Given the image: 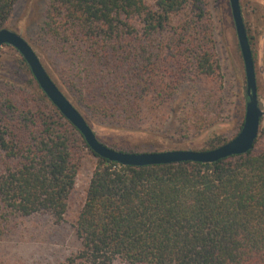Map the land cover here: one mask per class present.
<instances>
[{
	"label": "trees",
	"instance_id": "obj_1",
	"mask_svg": "<svg viewBox=\"0 0 264 264\" xmlns=\"http://www.w3.org/2000/svg\"><path fill=\"white\" fill-rule=\"evenodd\" d=\"M18 2L0 0V30ZM205 9L202 0H49L42 31L69 59L96 62L95 102L82 98L120 123L142 108L164 49L190 57L198 75L218 70ZM38 89L0 79L2 221L45 214L60 223L88 153L96 162L72 225L78 247L63 264H264L257 139L247 153L211 164L122 166L95 155Z\"/></svg>",
	"mask_w": 264,
	"mask_h": 264
},
{
	"label": "rangeland",
	"instance_id": "obj_2",
	"mask_svg": "<svg viewBox=\"0 0 264 264\" xmlns=\"http://www.w3.org/2000/svg\"><path fill=\"white\" fill-rule=\"evenodd\" d=\"M48 2L19 0L4 28L29 44L49 77L102 144L132 153L206 151L238 134L245 114L246 83L228 0H202L212 27L218 70L211 76L198 75L190 57L168 54L164 49L149 73L151 85L144 93L142 108L133 117L121 118L120 123L88 109L84 99L95 102L98 67L96 62L85 67L69 59L42 31ZM239 4L263 110L256 148L264 150V0H239ZM0 79L40 94L30 70L10 46L0 48ZM95 162L92 155L84 153L69 208L60 223L45 214L9 217L5 222L0 216V264H63L74 253L78 242L72 225L83 205Z\"/></svg>",
	"mask_w": 264,
	"mask_h": 264
},
{
	"label": "water",
	"instance_id": "obj_3",
	"mask_svg": "<svg viewBox=\"0 0 264 264\" xmlns=\"http://www.w3.org/2000/svg\"><path fill=\"white\" fill-rule=\"evenodd\" d=\"M228 2L245 74V114L242 127L238 134L232 140L211 150L125 153L109 148L96 138L84 117L55 85L35 52L19 34L2 28L0 30V48L6 45L14 48L18 52L27 64L40 90L61 115L82 135L85 143L95 155L122 166L132 167L181 162L211 164L231 156L243 155L251 150L257 139L260 121L263 116V110L257 98L254 62L239 0H228Z\"/></svg>",
	"mask_w": 264,
	"mask_h": 264
}]
</instances>
